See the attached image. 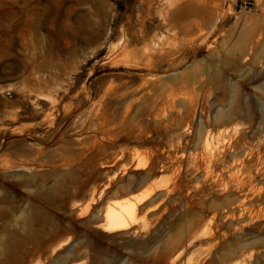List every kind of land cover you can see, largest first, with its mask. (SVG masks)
<instances>
[{
    "label": "rangeland",
    "instance_id": "1",
    "mask_svg": "<svg viewBox=\"0 0 264 264\" xmlns=\"http://www.w3.org/2000/svg\"><path fill=\"white\" fill-rule=\"evenodd\" d=\"M0 264H264V0H0Z\"/></svg>",
    "mask_w": 264,
    "mask_h": 264
},
{
    "label": "bare ground",
    "instance_id": "2",
    "mask_svg": "<svg viewBox=\"0 0 264 264\" xmlns=\"http://www.w3.org/2000/svg\"><path fill=\"white\" fill-rule=\"evenodd\" d=\"M98 140H99L98 136H95L94 141H93V145L90 146L88 150L82 152V154H79L80 157H81V155L85 156L86 153H88L90 151H94L95 149H98L100 147L99 146L100 141H98ZM76 156H77V154H76ZM76 156H74V157H76ZM80 157H78V158H80ZM161 187L162 186H160L159 184H155L153 186H150L148 189H146V191L144 193H142L140 196H137L134 201L128 202L127 204L121 206L120 211H116V210H112V209L108 208L105 211L106 220H105V223L102 225V228L105 231L114 232V231H118V230L128 229V228L132 227L133 225H135L137 223V215L136 214L138 211V206L143 205V204L146 205L147 202H150L149 200L156 193V191L158 189H160ZM155 199L156 198H153V199H151V201H153ZM93 200H94V198H93Z\"/></svg>",
    "mask_w": 264,
    "mask_h": 264
}]
</instances>
